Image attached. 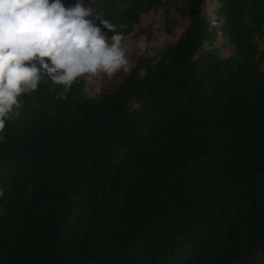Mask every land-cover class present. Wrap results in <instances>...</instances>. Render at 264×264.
Here are the masks:
<instances>
[{
  "label": "trees",
  "instance_id": "1",
  "mask_svg": "<svg viewBox=\"0 0 264 264\" xmlns=\"http://www.w3.org/2000/svg\"><path fill=\"white\" fill-rule=\"evenodd\" d=\"M165 1L85 3L110 40ZM168 1L188 28L118 91L44 78L19 97L0 132V264H264V0H214V19L210 0Z\"/></svg>",
  "mask_w": 264,
  "mask_h": 264
},
{
  "label": "clouds",
  "instance_id": "2",
  "mask_svg": "<svg viewBox=\"0 0 264 264\" xmlns=\"http://www.w3.org/2000/svg\"><path fill=\"white\" fill-rule=\"evenodd\" d=\"M100 25L113 28L85 0H0V132L44 78L66 92L84 74L128 71L122 34Z\"/></svg>",
  "mask_w": 264,
  "mask_h": 264
},
{
  "label": "rangeland",
  "instance_id": "3",
  "mask_svg": "<svg viewBox=\"0 0 264 264\" xmlns=\"http://www.w3.org/2000/svg\"><path fill=\"white\" fill-rule=\"evenodd\" d=\"M164 3V6L144 15L139 26L134 27L131 31L120 32L122 34V46L129 61L127 72L121 69L111 77L100 72L92 75L91 78H89V74H84L85 89L89 96L95 97L101 92L118 91L122 86L124 76L130 72L143 52H146L150 57H157L185 32L188 28V20L175 10V2L166 0ZM167 9L170 11V19L174 21L171 32L167 26ZM215 9L214 0H210L206 14L212 19L215 18ZM209 45L218 48L222 56L228 57L232 54L220 32ZM260 45L261 48H264V37L260 40Z\"/></svg>",
  "mask_w": 264,
  "mask_h": 264
}]
</instances>
